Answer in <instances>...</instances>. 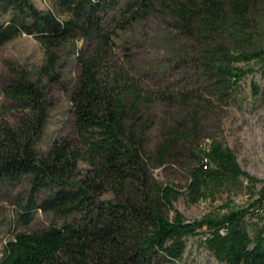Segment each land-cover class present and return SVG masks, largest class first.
I'll return each instance as SVG.
<instances>
[{"label":"trees","instance_id":"trees-1","mask_svg":"<svg viewBox=\"0 0 264 264\" xmlns=\"http://www.w3.org/2000/svg\"><path fill=\"white\" fill-rule=\"evenodd\" d=\"M261 13L264 0H50L45 10L32 0H0V48L26 34L43 50L34 73L9 65L0 92V192L24 227L5 242L0 264L174 262L198 232L220 262L264 264V187L221 215L186 220L174 207L182 194L189 203L215 201L260 181L206 122L251 72L243 64L264 59V45H254ZM150 17L171 32L165 67L180 83L158 65L145 71L149 84L141 82L133 38ZM70 60L78 69L69 88L71 133L41 150L54 103L47 85H62ZM156 104L170 113L150 149L148 111ZM184 150L191 155L184 186L158 182L152 169L177 163ZM38 212L50 223L25 229Z\"/></svg>","mask_w":264,"mask_h":264},{"label":"rangeland","instance_id":"rangeland-1","mask_svg":"<svg viewBox=\"0 0 264 264\" xmlns=\"http://www.w3.org/2000/svg\"><path fill=\"white\" fill-rule=\"evenodd\" d=\"M32 2L44 10L50 5V0ZM257 22L254 45L259 46L264 45V13L257 17ZM133 40L138 45L136 66L142 73L140 76L144 77L141 79L142 83L149 84L150 80L145 71L155 65L164 71L161 76L170 83H180L170 65L167 69L165 67L171 57L172 38L170 30L161 18L150 17L143 21ZM42 62L43 50L32 36L21 34L7 42L0 48V92L8 80L9 65L23 67L34 73ZM243 66L251 69V72L240 81L218 115L207 121L206 126L211 135L222 139L233 150L242 170L260 181L255 184L253 191L249 192L242 188L231 191L230 194L221 193L215 201L199 200L196 203H189L186 195L182 194L174 202V207L186 220H197L205 215H221L231 208L245 207L257 197V191L264 187V59L253 60ZM77 74V66L70 60L60 71L62 85H47L54 103L49 112L43 138L37 145L41 150L46 149L54 137L71 133L69 88L75 82ZM254 85L258 87L256 93L253 90ZM0 100L4 101L1 93ZM148 112L155 119L154 126L148 132V147L152 149L159 141L161 125L168 120L170 111L156 104ZM190 163V152L184 150L177 163H167L152 169L153 177L158 182L183 187L187 182L185 165ZM79 165L82 169L86 167L84 163ZM242 181L246 186V180ZM25 187L21 186L11 193H18ZM8 195L4 191L0 192V257L3 246L11 238L12 233L24 229L19 220L18 207L11 202ZM109 196L104 194L102 198ZM168 215L171 217L173 212L170 211ZM50 221L49 215L38 212L33 222L25 229H40L46 227ZM252 229L249 227L250 232ZM204 236L203 232H198L194 236L186 237V247L181 259L161 264H226L218 261L204 246Z\"/></svg>","mask_w":264,"mask_h":264},{"label":"clouds","instance_id":"clouds-1","mask_svg":"<svg viewBox=\"0 0 264 264\" xmlns=\"http://www.w3.org/2000/svg\"><path fill=\"white\" fill-rule=\"evenodd\" d=\"M253 147H254V145H253Z\"/></svg>","mask_w":264,"mask_h":264}]
</instances>
